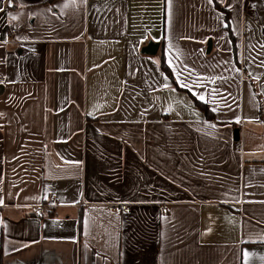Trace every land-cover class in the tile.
Wrapping results in <instances>:
<instances>
[{
	"label": "crops",
	"instance_id": "0c3cea01",
	"mask_svg": "<svg viewBox=\"0 0 264 264\" xmlns=\"http://www.w3.org/2000/svg\"><path fill=\"white\" fill-rule=\"evenodd\" d=\"M0 201L1 264H264V0H0Z\"/></svg>",
	"mask_w": 264,
	"mask_h": 264
},
{
	"label": "built area",
	"instance_id": "2783aa9c",
	"mask_svg": "<svg viewBox=\"0 0 264 264\" xmlns=\"http://www.w3.org/2000/svg\"><path fill=\"white\" fill-rule=\"evenodd\" d=\"M12 32L14 33L15 30H13ZM235 151L239 152V153L243 152V146H242L241 142L236 143ZM109 209L119 210L123 213H130V211H131L130 207H128L127 205H124V204H119V203L110 204ZM35 211L37 214L41 215L42 214V207L41 206L36 207Z\"/></svg>",
	"mask_w": 264,
	"mask_h": 264
},
{
	"label": "trees",
	"instance_id": "16d2710c",
	"mask_svg": "<svg viewBox=\"0 0 264 264\" xmlns=\"http://www.w3.org/2000/svg\"><path fill=\"white\" fill-rule=\"evenodd\" d=\"M217 7H220V5L217 4ZM162 68L168 75L171 76V71L165 62H162ZM196 104L206 113L208 118H213V113L206 104L201 103L200 101H196Z\"/></svg>",
	"mask_w": 264,
	"mask_h": 264
},
{
	"label": "water",
	"instance_id": "95a60500",
	"mask_svg": "<svg viewBox=\"0 0 264 264\" xmlns=\"http://www.w3.org/2000/svg\"><path fill=\"white\" fill-rule=\"evenodd\" d=\"M156 48H157L156 44L150 43L148 45L147 49H145L143 52L146 53V54H155L156 53ZM234 135H235L236 141H239V139H240V129H236L235 132H234Z\"/></svg>",
	"mask_w": 264,
	"mask_h": 264
},
{
	"label": "snow or ice",
	"instance_id": "6c2138e0",
	"mask_svg": "<svg viewBox=\"0 0 264 264\" xmlns=\"http://www.w3.org/2000/svg\"><path fill=\"white\" fill-rule=\"evenodd\" d=\"M220 2H223V0H220ZM208 3L209 4H212L213 3V0H208ZM64 6L65 7H68V4H65ZM169 50H171V46H170ZM189 74H191V72H189ZM165 86L167 87V85H165ZM180 86L183 87V88H187L189 91H192V89L190 88V86L187 83L183 82V81L180 82ZM193 95H196L197 98L200 99V100H202V101L204 100V97L202 95H199L197 93H193ZM210 127H214V125H212ZM0 203H2V201H0ZM262 259H264V258H262Z\"/></svg>",
	"mask_w": 264,
	"mask_h": 264
}]
</instances>
